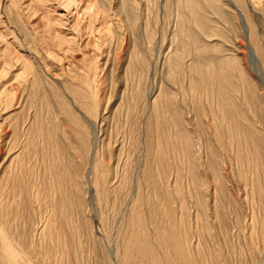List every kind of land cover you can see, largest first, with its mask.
Wrapping results in <instances>:
<instances>
[{
  "label": "bare ground",
  "instance_id": "1",
  "mask_svg": "<svg viewBox=\"0 0 264 264\" xmlns=\"http://www.w3.org/2000/svg\"><path fill=\"white\" fill-rule=\"evenodd\" d=\"M0 264H264V0H0Z\"/></svg>",
  "mask_w": 264,
  "mask_h": 264
},
{
  "label": "rangeland",
  "instance_id": "2",
  "mask_svg": "<svg viewBox=\"0 0 264 264\" xmlns=\"http://www.w3.org/2000/svg\"><path fill=\"white\" fill-rule=\"evenodd\" d=\"M92 225H93L92 226L93 232L98 237L99 236L100 224H99V222L96 219H94Z\"/></svg>",
  "mask_w": 264,
  "mask_h": 264
}]
</instances>
